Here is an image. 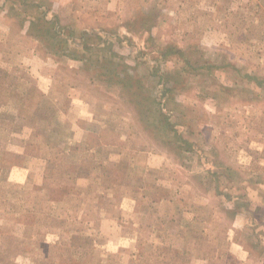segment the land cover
<instances>
[{
  "label": "rangeland",
  "instance_id": "374dc122",
  "mask_svg": "<svg viewBox=\"0 0 264 264\" xmlns=\"http://www.w3.org/2000/svg\"><path fill=\"white\" fill-rule=\"evenodd\" d=\"M262 142L264 0H0V264H264Z\"/></svg>",
  "mask_w": 264,
  "mask_h": 264
},
{
  "label": "crops",
  "instance_id": "0c3cea01",
  "mask_svg": "<svg viewBox=\"0 0 264 264\" xmlns=\"http://www.w3.org/2000/svg\"><path fill=\"white\" fill-rule=\"evenodd\" d=\"M264 143V142H262ZM262 154H264V144H261V146L258 148ZM264 159V158H263Z\"/></svg>",
  "mask_w": 264,
  "mask_h": 264
},
{
  "label": "trees",
  "instance_id": "16d2710c",
  "mask_svg": "<svg viewBox=\"0 0 264 264\" xmlns=\"http://www.w3.org/2000/svg\"><path fill=\"white\" fill-rule=\"evenodd\" d=\"M163 55H164V58H166V54L164 53ZM162 57H163V56H162ZM129 81H130V79H129Z\"/></svg>",
  "mask_w": 264,
  "mask_h": 264
}]
</instances>
